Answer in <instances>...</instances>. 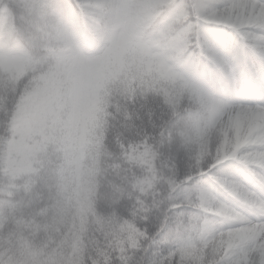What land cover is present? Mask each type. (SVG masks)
<instances>
[{
    "label": "clouds",
    "instance_id": "obj_1",
    "mask_svg": "<svg viewBox=\"0 0 264 264\" xmlns=\"http://www.w3.org/2000/svg\"><path fill=\"white\" fill-rule=\"evenodd\" d=\"M225 252L264 264V0H0V264Z\"/></svg>",
    "mask_w": 264,
    "mask_h": 264
},
{
    "label": "snow or ice",
    "instance_id": "obj_2",
    "mask_svg": "<svg viewBox=\"0 0 264 264\" xmlns=\"http://www.w3.org/2000/svg\"><path fill=\"white\" fill-rule=\"evenodd\" d=\"M253 241L256 240V236L252 235L250 237ZM231 242H226L224 247L230 249ZM218 264H248L247 254L240 253L239 255H232L229 252H225L220 258Z\"/></svg>",
    "mask_w": 264,
    "mask_h": 264
}]
</instances>
